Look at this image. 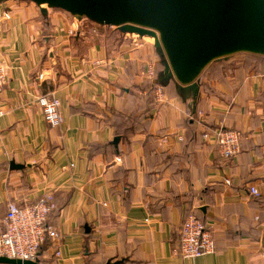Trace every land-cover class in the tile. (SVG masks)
Listing matches in <instances>:
<instances>
[{"label": "crops", "instance_id": "crops-1", "mask_svg": "<svg viewBox=\"0 0 264 264\" xmlns=\"http://www.w3.org/2000/svg\"><path fill=\"white\" fill-rule=\"evenodd\" d=\"M160 62L144 37L0 2V216L52 195L60 256L49 242L40 264H264V58L211 62L196 100L172 83L156 100ZM45 92L59 126L37 104ZM223 127L241 133L231 158L218 152ZM193 210L215 249L188 260L176 248Z\"/></svg>", "mask_w": 264, "mask_h": 264}, {"label": "water", "instance_id": "water-1", "mask_svg": "<svg viewBox=\"0 0 264 264\" xmlns=\"http://www.w3.org/2000/svg\"><path fill=\"white\" fill-rule=\"evenodd\" d=\"M5 1L10 0H0ZM28 1L41 7L43 13L46 8H60L78 19L115 27L123 34L153 38L164 66L161 83L174 80L178 89L194 100L199 94V75L211 62L238 52L264 57V0ZM18 166L11 162V168ZM0 264L40 263L0 256Z\"/></svg>", "mask_w": 264, "mask_h": 264}, {"label": "built area", "instance_id": "built-area-1", "mask_svg": "<svg viewBox=\"0 0 264 264\" xmlns=\"http://www.w3.org/2000/svg\"><path fill=\"white\" fill-rule=\"evenodd\" d=\"M7 74V67L0 63V91L7 83ZM149 76L153 77L152 70L149 71ZM43 78L42 73L37 75L38 80L42 81ZM154 94L157 101L162 100L164 93L159 85L155 86ZM37 104L49 126L60 125L62 114L59 111L60 101L57 96L52 92H45L37 96ZM4 114L0 105V117ZM240 137L241 133L238 130L219 128L216 131L219 155L223 158L237 155L241 149ZM248 188L253 196L259 194L255 187ZM54 210L55 203L50 193L43 195L30 206H19L16 202H8L5 213L0 216V256L30 261L38 260L40 246L49 239L55 244L53 255L58 258L60 251L56 246V241L59 238V233L54 226L47 223L48 215ZM181 222L177 254L183 259L194 260V258L214 251L215 239L208 231L205 222L194 210L188 213Z\"/></svg>", "mask_w": 264, "mask_h": 264}, {"label": "trees", "instance_id": "trees-1", "mask_svg": "<svg viewBox=\"0 0 264 264\" xmlns=\"http://www.w3.org/2000/svg\"><path fill=\"white\" fill-rule=\"evenodd\" d=\"M94 23V22H93ZM94 24H96V23H94ZM96 25H99V24H96ZM101 26V25H100ZM238 53H240V52H238ZM158 54V53H157ZM245 54H247V55H249L250 57H252V59H254V58H264L263 56H260V55H256V54H254V55H252V54H249V53H245ZM159 56V55H158ZM160 58V57H159ZM226 58V57H225ZM222 59V58H221ZM221 59H219V60H221ZM219 60H216V61H219ZM160 61H161V58H160ZM160 66H161V68L159 69V71H153V77H154V79H155V85L157 86V85H159L162 89L165 87V86H167V85H169V84H174V86H175V88H176V91H177V93H182V94H184L183 93V91H181V90H179L178 89V87H177V85H176V82L174 81V80H170L169 81V83H167V84H162L161 83V77H160V75H161V73H162V71H163V61H161L160 62ZM150 93V92H149ZM196 99H197V97H196ZM195 99V100H196ZM50 241H49V239L48 240H45L44 241V243L40 246V248H39V252H40V250L45 246V245H47L48 243H49ZM39 255V254H38ZM37 261H39V258H38V260Z\"/></svg>", "mask_w": 264, "mask_h": 264}, {"label": "rangeland", "instance_id": "rangeland-1", "mask_svg": "<svg viewBox=\"0 0 264 264\" xmlns=\"http://www.w3.org/2000/svg\"><path fill=\"white\" fill-rule=\"evenodd\" d=\"M43 6H46V4H44ZM131 34V33H129ZM135 36L139 37L138 35L134 34ZM141 37V36H140ZM139 37V38H140ZM144 37L145 40L152 42L153 43V38L149 37V36H142ZM228 58L230 60H238V59H252V57H250L249 55L245 54V53H237V54H233L228 56ZM249 63H251L250 61L247 62V64L249 65ZM252 65V63L250 64V66ZM243 66H247L245 64H243Z\"/></svg>", "mask_w": 264, "mask_h": 264}]
</instances>
